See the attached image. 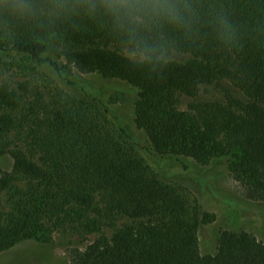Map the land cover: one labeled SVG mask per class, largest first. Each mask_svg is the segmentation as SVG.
Masks as SVG:
<instances>
[{
  "label": "trees",
  "instance_id": "16d2710c",
  "mask_svg": "<svg viewBox=\"0 0 264 264\" xmlns=\"http://www.w3.org/2000/svg\"><path fill=\"white\" fill-rule=\"evenodd\" d=\"M111 3L0 0V55L47 62L59 71L56 62L41 58L54 35L75 44L126 45L150 55L166 45L190 54L193 65L131 61L94 49L58 55L68 75L97 74L135 88L133 121L153 151L202 165L222 150L198 121L173 111L165 100L177 89L214 79L232 83L249 101L228 95L226 108L210 111V119L240 139L241 152L228 155L231 176L247 199L264 202V0H142L136 8ZM156 4L174 9V15L152 12ZM3 99L13 106L21 103L11 94ZM4 108L0 101V148L10 122L1 114ZM22 111L35 159L16 149L4 152L12 170L0 169V193L19 179L28 188L11 212L0 214V253L23 240L53 244L43 219L71 204L88 205L90 195L100 191L106 213L124 216L131 225L110 241L69 248L71 264H264V243L247 232L222 230L216 253L200 255L197 214L174 188L151 179L91 102L65 98L50 105L37 99L23 103Z\"/></svg>",
  "mask_w": 264,
  "mask_h": 264
},
{
  "label": "rangeland",
  "instance_id": "374dc122",
  "mask_svg": "<svg viewBox=\"0 0 264 264\" xmlns=\"http://www.w3.org/2000/svg\"><path fill=\"white\" fill-rule=\"evenodd\" d=\"M46 43L48 53L41 58L56 62L61 67L59 71L47 62L0 55V101L5 104L1 114L10 121L3 131L1 170H12V160L4 153L5 150L16 149L31 160L35 159L27 142L28 121L22 111L23 103L42 99L54 105L65 98L84 99L101 110L114 137L134 151L151 179L174 188L186 200L191 212L197 214L200 255L216 253L222 230L247 232L264 243V202L247 199L244 189L233 180L229 170L228 155L241 152V141L209 115L210 111L226 108L228 95L248 102L237 87L227 80L214 79L191 88L177 89L167 96L165 101L169 108L198 121L206 129L211 143L223 153L206 165L185 157H161L153 151L144 131L134 124L137 90L125 82L97 74L75 71L68 75L62 69L64 62L58 54L66 50L94 49L131 61L155 59L193 65L195 62L190 54L166 45L150 55L130 46L103 41L75 44L57 35L50 36ZM8 94L20 98V105L13 106L10 101H5L3 97ZM27 188V182L19 179L11 190L0 193V214L11 212ZM90 197L88 205L71 204L43 219L53 244L20 241L0 253V264H71L67 253L69 248L84 249L96 239L110 241L115 234L131 225L124 216L106 213L102 192H93Z\"/></svg>",
  "mask_w": 264,
  "mask_h": 264
},
{
  "label": "clouds",
  "instance_id": "9594fccd",
  "mask_svg": "<svg viewBox=\"0 0 264 264\" xmlns=\"http://www.w3.org/2000/svg\"><path fill=\"white\" fill-rule=\"evenodd\" d=\"M142 3V0H112L110 7L119 6L120 8H136L139 4ZM143 7L147 14L148 12V4L147 2H143ZM138 10V8H137ZM152 12L166 11L169 15H174V9L170 7H165L164 4H156L151 9Z\"/></svg>",
  "mask_w": 264,
  "mask_h": 264
}]
</instances>
